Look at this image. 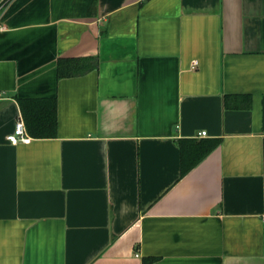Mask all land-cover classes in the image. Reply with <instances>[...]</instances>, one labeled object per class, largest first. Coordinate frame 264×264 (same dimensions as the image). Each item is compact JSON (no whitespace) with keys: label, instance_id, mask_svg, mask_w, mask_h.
Masks as SVG:
<instances>
[{"label":"crops","instance_id":"1","mask_svg":"<svg viewBox=\"0 0 264 264\" xmlns=\"http://www.w3.org/2000/svg\"><path fill=\"white\" fill-rule=\"evenodd\" d=\"M0 91V264H264V0H0Z\"/></svg>","mask_w":264,"mask_h":264},{"label":"trees","instance_id":"2","mask_svg":"<svg viewBox=\"0 0 264 264\" xmlns=\"http://www.w3.org/2000/svg\"><path fill=\"white\" fill-rule=\"evenodd\" d=\"M32 103L31 100L22 101L21 107L23 110V115L25 118V124L28 130V133L33 135H42L45 134L44 123L39 110L37 107L30 104ZM185 141H180L182 154H183V146ZM217 144V141L214 140L212 142L207 143V145L203 148L202 152L198 153L199 155L204 156L209 151H211Z\"/></svg>","mask_w":264,"mask_h":264},{"label":"built area","instance_id":"3","mask_svg":"<svg viewBox=\"0 0 264 264\" xmlns=\"http://www.w3.org/2000/svg\"><path fill=\"white\" fill-rule=\"evenodd\" d=\"M0 99H3V93L0 91ZM200 135H206V131H202ZM8 141L12 144L30 143L32 137L29 135L23 117H19L15 122V127L12 133L7 137Z\"/></svg>","mask_w":264,"mask_h":264}]
</instances>
